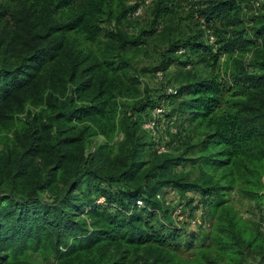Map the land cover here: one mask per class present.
<instances>
[{"label": "trees", "instance_id": "obj_1", "mask_svg": "<svg viewBox=\"0 0 264 264\" xmlns=\"http://www.w3.org/2000/svg\"><path fill=\"white\" fill-rule=\"evenodd\" d=\"M4 1L13 6H3L0 21H11L12 39L32 54L26 58L29 63L4 64L0 69V124L10 121L9 131L16 129V142L0 152V264H35L31 253L36 252L43 259L55 257L56 264H129L128 250L111 260L110 247L122 244L155 248L160 258L153 264H186L152 225L162 222L172 235L184 230L174 221L163 222L172 217V208L157 195L168 185L214 196L211 203L220 212L209 234L219 253L210 258L202 249L196 264H244V249L254 246L259 236L226 204L225 195L241 184L250 196L264 200V2L248 19L245 8L253 0H158L159 13L197 5V13L213 23L214 30L220 27L213 33L216 40L205 48L215 62L221 54L228 55L222 78L188 80V97L178 108L207 130L198 164L200 180L168 176L170 159L160 164L158 159L144 160V144L128 136V164L118 174L97 176L108 189L97 195L84 218L78 212L80 195L74 192L84 191L89 170L80 160L73 166L69 163L72 146L82 138L66 135L67 129L39 114L31 112L29 119H22L21 94L44 70L61 90L41 94L68 99L67 110L60 115L68 120L91 116L99 123L110 93L122 92L119 83L126 76L128 62L122 50L130 41L114 31L102 39L105 23L120 18L116 13L125 0ZM176 89V94L165 92V96L178 97ZM88 91L93 93L90 102L79 105L77 99ZM18 116L23 127L18 126ZM39 157L54 166L43 168ZM110 193L116 195L121 213L103 209L112 204Z\"/></svg>", "mask_w": 264, "mask_h": 264}, {"label": "rangeland", "instance_id": "obj_2", "mask_svg": "<svg viewBox=\"0 0 264 264\" xmlns=\"http://www.w3.org/2000/svg\"><path fill=\"white\" fill-rule=\"evenodd\" d=\"M3 6L13 5L0 0V11L3 10ZM197 8V5L189 3L159 13L158 0H125L116 13L120 18L105 23L103 40L108 39L105 36L107 31H114L125 35L130 43L122 50L128 62L124 70L126 76L119 83L122 92L110 93L107 112L99 123H95L91 116L83 115L82 118L74 116L73 120H68L65 115H60V112L67 110L68 106L65 102L68 99L66 100L65 95L46 97L41 94L51 89L61 90L60 85L56 87L51 84L49 74L44 70L40 71L25 91H22L24 106L20 113L18 112L22 119H29L28 113L31 112L32 115L39 114L53 121V125L60 124L67 129L66 135L82 138L72 146L69 163L73 166L80 160L85 169L89 170L85 178L88 183L83 185L84 191L81 189L74 192L80 195L82 202L78 212L84 218L87 217L86 210L94 205L97 195L106 188L101 177L97 176L118 174L124 165L128 164L130 148L128 136L144 144V160L151 162L153 159H158L160 164L164 159H170L168 176L173 174L186 180H200L201 169L198 164L202 153L201 143L207 130L197 122L192 123L189 114H180L178 108L180 102L188 97L189 79L214 76L222 78L228 55L221 54L215 62L214 54L207 47L205 48L209 46L208 41L211 42V38H213L212 42L216 40L213 33H216L220 27L214 30L215 25L208 24L197 13ZM259 11L247 6L245 17L250 19ZM261 12L264 14V7ZM11 25L10 20L0 21V69L4 64L18 66L24 61L29 63L26 58L32 54L19 41L12 39ZM200 45H202L201 50ZM169 88H179V96L167 98L165 92ZM92 95V91H88L82 98H76L78 104L90 102ZM157 108L163 109V113L155 115L154 110ZM154 115L157 121V138H154L144 127V123ZM17 120L18 126L23 127L21 123H24L20 121L19 116ZM10 125V121L0 124V152H6L8 147L16 142L13 133L16 129L13 128V132L9 131ZM158 144L164 145L165 151L159 152ZM15 149L20 150V147ZM37 163L43 168L54 166L46 157H39ZM66 175L67 173L63 172L62 176ZM59 184L63 185L62 182ZM160 194L165 195L169 201V208L182 201L189 213H193L199 206L206 207L209 210L212 228L199 230L183 226L182 232L172 235L169 230L163 228L162 222H153L155 233L167 237L170 249L186 264H196L195 260L202 258L199 253L202 249L210 258L217 257L219 252L209 239V234L220 216L219 210L215 211L214 203H211L214 196L211 199L200 189L185 191L173 185L166 186ZM111 199L112 204L104 205L103 209L108 213H121V206L114 193ZM225 199L226 204L233 207L234 213L250 226L252 234L259 236V241L254 246L244 249V264H264V231L262 230L264 200L250 196L241 184L226 192ZM138 205L143 206V204ZM168 217H165L164 223L173 224V221L174 224L176 223L173 217ZM175 225L179 226L177 223ZM127 250L129 264H153L154 259L160 258L155 248L146 246L136 248L122 244L110 247L111 260L120 258L121 252ZM31 255L35 264H56L53 256L43 259L38 252Z\"/></svg>", "mask_w": 264, "mask_h": 264}, {"label": "built area", "instance_id": "obj_3", "mask_svg": "<svg viewBox=\"0 0 264 264\" xmlns=\"http://www.w3.org/2000/svg\"><path fill=\"white\" fill-rule=\"evenodd\" d=\"M263 2L264 0H253L250 6L255 11H258L261 9ZM212 39L213 38H211L210 40L211 42L213 41ZM166 92L168 94H176L177 89L169 88ZM154 111H155L154 112L155 115L157 113H161V112L163 113V109L157 108ZM155 115L150 117L149 120H147L144 123V127L154 138H157L158 137L157 130H156L157 121H156ZM157 149L159 152L165 151L164 145L158 144ZM157 197L160 200L164 201L166 206H170L169 201L167 200L165 195H161L159 193ZM100 201H103V198ZM138 203L140 205L143 204L142 201H138ZM171 213H172V217L176 220L175 222L179 226H189L193 229H199V230H204V229H208L211 227L210 217L208 215V209L206 207L199 206L194 210L193 213H189L186 205H184L182 201L181 203L177 204L176 206L172 208ZM262 230L264 231V223H262Z\"/></svg>", "mask_w": 264, "mask_h": 264}]
</instances>
